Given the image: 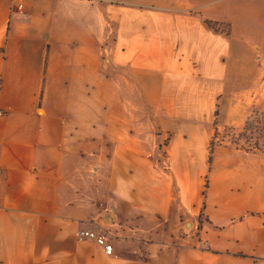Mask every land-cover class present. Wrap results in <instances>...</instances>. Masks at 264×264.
I'll return each mask as SVG.
<instances>
[{
	"label": "crops",
	"instance_id": "1",
	"mask_svg": "<svg viewBox=\"0 0 264 264\" xmlns=\"http://www.w3.org/2000/svg\"><path fill=\"white\" fill-rule=\"evenodd\" d=\"M106 54L112 83L144 86L173 129V155L192 136L162 117L182 104L201 114L188 126L208 145L231 71L252 55L264 72V0H25L23 10L0 0V264H264V152L232 149L223 168L214 160L204 201L200 177H175L161 201L155 177L134 175V147L119 153L113 136L84 144L82 87ZM202 79L215 91L188 87ZM102 148L112 151L110 177L96 175ZM100 226L112 255L77 239Z\"/></svg>",
	"mask_w": 264,
	"mask_h": 264
},
{
	"label": "rangeland",
	"instance_id": "2",
	"mask_svg": "<svg viewBox=\"0 0 264 264\" xmlns=\"http://www.w3.org/2000/svg\"><path fill=\"white\" fill-rule=\"evenodd\" d=\"M108 56L110 57L106 54L103 59L91 63L93 69L101 65V74L95 69L89 72L90 74L87 75L88 85L82 87L86 90V95L80 107V122L82 123L80 135L84 144L92 147L91 149L98 144H110L112 136L114 137L113 143L119 146V153H125L123 149L129 145L131 148L134 147L136 163L134 175L136 177H155L152 184H161L160 188L157 189L161 201L164 196L167 201L168 191H170L168 185L172 179L175 180V177H200L198 180L199 190H201L200 194L202 201H204L205 186L208 183L209 172L214 165V160L218 159L216 165L223 168V163L226 165L230 163L231 157L228 152L232 149L237 153L264 152L250 146V143L242 136L246 128L252 127L253 131H257L258 125L264 122V83H262L264 72L262 73L256 68L252 55L246 63V68L231 71L232 76L236 75L237 79L232 81L226 92L218 99L216 108L218 113L213 127H210L212 135L208 145L202 142L206 139L205 133L201 130L194 133L193 129L188 126L189 124L196 126L203 124L198 121V116L201 114L198 115L190 105H179L180 111H176V113L180 114L175 117H162L165 126L177 130L185 127L190 130L191 147L184 149L185 144L182 141L184 138L178 133L177 139L182 141V147L176 150L175 155H173L174 144L172 145L173 129H167L169 132H166L160 125L155 116L151 97L141 95L142 93L145 94V87L137 84V87H129V91H127L125 86H115L112 83L109 69L110 58L105 61ZM150 59L151 61L147 62L149 66L162 67V60H155L152 57ZM179 64L175 60H165L163 67L168 66L170 70H175L177 75L186 76L188 73L190 74L188 70L183 71L178 66ZM173 67L175 69H172ZM191 81L188 86L191 90L201 89V86H206L214 91L216 89L205 79L200 81L201 84H195L193 80ZM157 112H161V110ZM114 128L117 131L112 133ZM86 155L89 156L90 154L86 153ZM92 155L100 156L96 164L98 168L97 177H110L112 151L108 148H102L93 151ZM178 179L174 181V190L176 183L179 189ZM158 200V198L151 196V205H157ZM202 214L203 211L199 216ZM193 221H198L200 227V218ZM198 229L200 230V228Z\"/></svg>",
	"mask_w": 264,
	"mask_h": 264
},
{
	"label": "built area",
	"instance_id": "3",
	"mask_svg": "<svg viewBox=\"0 0 264 264\" xmlns=\"http://www.w3.org/2000/svg\"><path fill=\"white\" fill-rule=\"evenodd\" d=\"M15 4L19 10H23L25 7V0H15ZM77 239L79 241H85L88 239L94 240L98 245L103 248L104 252L107 255H112L114 253V245L112 242L109 241L108 236L102 227H82L78 230Z\"/></svg>",
	"mask_w": 264,
	"mask_h": 264
},
{
	"label": "trees",
	"instance_id": "4",
	"mask_svg": "<svg viewBox=\"0 0 264 264\" xmlns=\"http://www.w3.org/2000/svg\"><path fill=\"white\" fill-rule=\"evenodd\" d=\"M217 113L218 112L216 111V115H217ZM242 136L244 138H246L248 143H250V146H252L253 148L260 149V150L264 151V122H262L261 125H258L257 131H253L252 127L246 128L245 131L242 133ZM211 143H213V142H211ZM205 187L207 189L208 183ZM205 192H206V190H205Z\"/></svg>",
	"mask_w": 264,
	"mask_h": 264
},
{
	"label": "water",
	"instance_id": "5",
	"mask_svg": "<svg viewBox=\"0 0 264 264\" xmlns=\"http://www.w3.org/2000/svg\"><path fill=\"white\" fill-rule=\"evenodd\" d=\"M189 226H190V223H188L187 227H185V230H187Z\"/></svg>",
	"mask_w": 264,
	"mask_h": 264
}]
</instances>
